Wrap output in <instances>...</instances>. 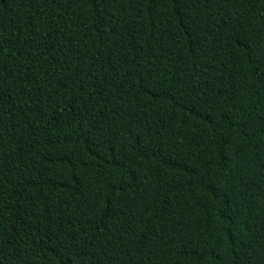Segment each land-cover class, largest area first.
I'll return each instance as SVG.
<instances>
[{"label":"trees","instance_id":"16d2710c","mask_svg":"<svg viewBox=\"0 0 264 264\" xmlns=\"http://www.w3.org/2000/svg\"><path fill=\"white\" fill-rule=\"evenodd\" d=\"M0 264H264V0H0Z\"/></svg>","mask_w":264,"mask_h":264}]
</instances>
